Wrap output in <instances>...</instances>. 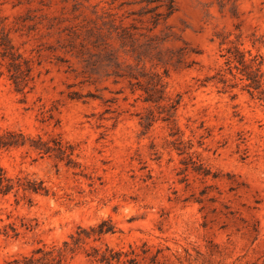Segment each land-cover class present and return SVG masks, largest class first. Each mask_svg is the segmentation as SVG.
<instances>
[{"label": "rangeland", "instance_id": "374dc122", "mask_svg": "<svg viewBox=\"0 0 264 264\" xmlns=\"http://www.w3.org/2000/svg\"><path fill=\"white\" fill-rule=\"evenodd\" d=\"M135 2L0 0V39L6 35L35 61L36 76L31 93L15 92L0 47V133L60 136L74 146L80 164L73 169L53 158L35 161L37 155L26 149L0 151V166L11 177L40 179L50 189L49 196H34L32 206L21 197L18 204L13 195L0 197V227L15 224L20 232L17 238L0 234V264L61 244L78 227L106 219L118 231L101 242L90 241L87 249L108 245L129 252L133 247L140 264H264V104L241 87L224 92L213 82L200 86L224 67L222 55L230 42L264 60V0H176L174 14L150 34L167 37L166 53L187 47L186 62L195 63L167 65V91L182 98L175 137L160 120L144 133L139 115L149 105L136 101L140 93L132 95L125 83L107 78L103 67L88 66L69 52L70 39H109L94 23L111 6L129 16L124 23L137 26V35L146 33L148 18L139 16L145 4ZM157 70L162 72L163 64ZM71 92L100 99L71 100ZM178 138L185 154L173 144ZM187 153L249 186L235 196L226 182L216 183L231 209L259 221L257 237L237 219L212 222L209 216V226L203 227L192 197L201 184L191 175L190 188L180 182ZM89 263L80 252L68 264Z\"/></svg>", "mask_w": 264, "mask_h": 264}, {"label": "trees", "instance_id": "16d2710c", "mask_svg": "<svg viewBox=\"0 0 264 264\" xmlns=\"http://www.w3.org/2000/svg\"><path fill=\"white\" fill-rule=\"evenodd\" d=\"M134 4H145L139 16L148 18L146 21L148 25L145 26L146 33L137 35L136 32L139 30L137 26L133 24L126 26L124 23L129 16L120 15V8L111 6L97 15V20L94 23L97 27L94 29L98 31V34L101 35L105 31L106 37L109 39H70L69 52L88 66L103 67L106 70L107 78L113 79L115 85L125 83L132 95L140 93L136 101L140 100L149 105L145 113L139 115L144 133L156 121L160 120L170 126L171 136L175 137L180 133L176 117L182 98L180 95L173 98L167 91V79L169 78L167 65L187 64V67H191L195 63L188 64L186 62L190 58L186 51L187 47L181 48L177 52L166 53L163 50V45L168 40L167 37L150 36V34L157 29L161 22L167 21L174 14L176 0H136ZM97 21L100 22V25ZM77 40H79L78 44ZM224 44H226L225 39L220 42L221 46ZM230 44L226 53L222 55L225 58L224 67L214 76L206 77L200 86L204 87L213 82L214 85H220L224 92L241 87L243 91L256 97L264 104L263 57L242 50L238 43L230 42ZM0 47L1 60L4 62L12 87L18 94L28 95L35 88V61L16 50L11 39L6 35L1 37ZM93 58H95L94 61ZM148 63L151 64L150 67H148ZM161 64L164 66L162 72L157 70ZM119 93H123V91H119ZM69 98L83 100L85 103H87V99H100L92 94L82 95L78 92H71ZM174 142L179 154H185L186 150L182 147V141L178 138ZM14 149H26L35 153L38 157L35 161L53 158L64 163L68 168L77 169L80 167V164L74 159V146L64 142L60 136L45 138L40 134L36 136L25 134L22 130L2 131L0 133V151ZM187 155L181 162L184 167L179 173V175H183L180 182L185 183L187 189L190 188L189 176L191 175L194 182L201 184L198 194L194 193L192 197L194 202L199 204L200 212L203 214V227L209 226V222H211L208 219L209 216L214 218L212 222L220 217L237 219L241 221L244 225L243 228L248 233L257 237L260 232L259 221L256 219L248 221L241 217L239 212L231 209L223 200V193L216 183L226 182L228 191L234 193L235 196L243 190H248L249 186L239 180L235 174L221 175L196 160L192 154L187 153ZM215 191L216 194H214ZM10 195L16 198L17 204L21 197L28 205L32 206L34 196H49L50 189L40 179L13 178L0 166V197L5 198ZM217 204L222 208L215 207ZM256 204H260V202L256 201ZM254 209L256 207H247L248 211ZM22 227L29 228L26 224H22ZM117 231L116 225L110 219L102 220L97 225L87 228L80 226L74 234L69 236L68 240L61 244L37 248L28 255L14 257L3 264H68L80 252L86 255L89 264H140V255L133 247H130L129 252L116 251L108 245H105L104 249L100 247L86 248L90 241L101 242L105 236L115 234ZM0 234L5 237L17 238L20 232L15 224H7L0 227Z\"/></svg>", "mask_w": 264, "mask_h": 264}]
</instances>
